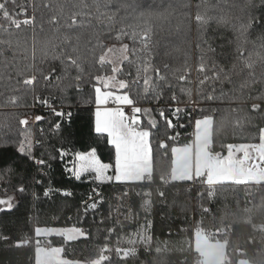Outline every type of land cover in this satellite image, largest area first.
Wrapping results in <instances>:
<instances>
[{"label": "snow or ice", "instance_id": "6c2138e0", "mask_svg": "<svg viewBox=\"0 0 264 264\" xmlns=\"http://www.w3.org/2000/svg\"><path fill=\"white\" fill-rule=\"evenodd\" d=\"M222 5L227 6L228 11ZM262 6L264 0H217L215 4L211 0H167L166 4L161 0L160 5L155 7H144L142 0H91L90 4L85 0H32L30 6L18 4V0H0V20L6 22V26L0 25V28L7 33V39H0V46H4L0 47V86L7 81V86L13 92L20 93L11 97L12 105L29 108L38 103L48 108L56 117L66 116L69 121L71 111L64 112L62 108L57 110L50 98L51 94L41 96L36 91L38 77L46 82L42 86H47V82L52 79L67 81L61 87V92L75 89L80 100L94 104L93 131L98 137L106 138L112 162H103L95 147L87 152L78 151L74 154L63 147L59 148L57 151L61 160L74 155V159L65 165V171L71 173L77 181L89 175L98 185L151 184L157 152L165 158L170 154V171L167 179L161 176L162 182H191L203 189L197 194L201 219L187 245L197 254L195 264H212L215 257L226 256L227 239L221 240L220 237H227L230 229L229 225H224L223 216L220 217V227L208 229L204 226V218L215 215L210 207L213 200L224 193L226 186H236L239 189L232 192L237 204L241 194L251 195L254 187L264 189V123H259L264 122ZM217 12L221 14L216 15ZM172 18L176 20L172 31L178 34L187 35L195 28L198 54L195 91L188 86L192 84L190 56L186 55L179 67H173L167 62H155L158 42L153 37L156 29L160 26L159 22ZM93 20L96 25H93ZM213 21L230 26L234 35L229 40L233 49L220 53L221 60L215 58L216 38L209 35V26ZM257 28L260 31L256 40H253L252 36ZM77 30H90V38L83 45L82 32ZM23 32H30V37L22 36ZM42 33H48L43 40L40 39ZM72 40L76 41L74 46L57 53L61 45L69 44ZM109 40L115 42L109 45ZM38 45L40 63L51 58L59 60V66L50 65L47 73L39 68ZM21 50L25 53L31 51L32 63L27 66V71L16 56ZM5 51L13 53L11 59L4 55ZM23 59L28 60L29 56L25 55ZM13 74L15 82L11 83ZM225 84H231L233 90L225 92L220 87L217 92V87ZM85 85H91L90 92L84 93ZM257 85L261 86L260 89L256 88ZM29 94L33 96V104L19 103ZM217 99L229 104V108L223 111L231 112H239V105L255 101L251 104V113L256 115H246L242 118L243 122L236 121V126L242 130L245 123L256 130L255 134L249 132L252 142L221 144V148H226V155L214 150L213 146L214 133L218 130L217 113L221 109L212 108L206 113L203 106L205 102H215ZM181 103L184 104L183 108L180 107ZM144 104L155 107H144ZM190 104L200 107L198 113L194 112L189 117V121L194 123V140L190 144H169V141H176L179 136L178 132L173 135L171 130L184 127L180 121L182 114L188 113ZM232 105L237 106L231 107ZM142 117L147 118L146 125ZM46 119L42 115L34 116L36 122ZM159 121H163L164 138L154 140L153 130H160ZM224 122L225 118L221 116L220 129ZM18 123L21 128L16 144L20 156L38 166L47 165V161L34 155V148L42 140L37 139L31 130L29 116L24 115ZM50 128L59 130L60 123L50 124ZM40 135H44L42 129ZM13 175L15 169L6 166L0 170V181L6 177L11 179ZM35 182L41 183L38 179ZM26 190L23 183L15 189L19 193ZM50 191L51 189H46L44 196L47 197ZM93 193L85 203V215L89 210L96 211L104 203L102 192L94 188ZM63 194L70 196L71 192L65 191ZM136 194L142 198L145 223L132 232L125 233L123 237L117 235L115 247L111 244V238L116 235L117 225L105 226V242L98 245L96 257L81 261L70 258L67 250L74 242L89 240L92 235L90 229L85 230L79 226H35L34 264H130L138 259L140 248L151 252L154 238L151 235L152 224L147 216L152 207V192L147 190ZM157 194L161 198L165 196L162 191ZM129 195L125 191L121 199ZM15 199L14 195L5 193V198H0V212H11L16 206ZM260 207H264V198ZM243 211L247 213L250 209L244 208ZM134 215L132 206L129 205L125 218H134ZM117 224L122 228V221L117 220ZM259 230L264 231V225ZM51 236L60 237L61 246H52L50 240L42 242L41 237ZM0 239L7 242L10 237L0 234ZM30 242L17 241L13 246L19 248ZM154 250L156 253L162 251L159 246ZM238 255L243 257L246 253L238 250ZM223 264H231L230 257ZM237 264H251V261L242 258Z\"/></svg>", "mask_w": 264, "mask_h": 264}, {"label": "trees", "instance_id": "16d2710c", "mask_svg": "<svg viewBox=\"0 0 264 264\" xmlns=\"http://www.w3.org/2000/svg\"><path fill=\"white\" fill-rule=\"evenodd\" d=\"M91 3V0H85ZM217 0H211L215 4ZM32 0H18V4L31 5ZM161 0H142L144 7L158 6ZM167 3V0H164ZM226 11L227 6L222 5ZM264 7V6H262ZM89 9H85L88 11ZM30 11V8H29ZM94 11V9H92ZM221 13L217 12L216 15ZM259 14V10H257ZM23 18V17H21ZM79 19V18H78ZM160 26L156 29L154 41L158 42L155 49V62H167L173 67L181 66L185 56L191 57L192 64V84L188 85L193 88L196 84V68H197V50H196V32L193 28L192 32L185 35L172 31L175 28L176 20L174 18L169 21L159 22ZM0 25L6 26V22L0 20ZM93 25H96L93 20ZM47 28V25L45 26ZM13 31H15L13 29ZM62 31H65L62 29ZM82 32L81 45L90 38V30H77ZM259 28L252 36L256 40L259 34ZM48 33H42L40 39L43 40ZM22 36L31 35L30 32L21 33ZM209 35L215 37L214 46L216 47L215 58L221 60L219 55L233 49V45L229 44V40L234 38L230 26L211 22L209 26ZM0 39H7V33L0 28ZM115 41L109 40L107 43L111 45ZM128 42V41H125ZM76 43L72 40L69 44H63L57 49L59 53L62 49H70ZM259 41H257V44ZM223 45V47H221ZM4 47V46H0ZM179 49L178 51L176 49ZM170 53V55H166ZM4 55L9 59L12 58L11 51H5ZM25 55L29 56L28 60H24ZM17 58L21 62V66L25 67L32 63L31 51L27 53L22 50L16 53ZM40 45L37 46V66L42 68L46 73L49 71L50 65L59 66V60L51 58L40 63ZM15 82V75L13 80ZM42 79L38 77L36 91L41 96L51 94L52 103L59 109L63 108L65 112L71 111V120L65 116L64 118L56 117L48 108L36 103L34 107L22 108L12 105L10 99L18 96L20 93L13 92L5 81L0 86V170L6 166L15 169V175L9 179L0 181V198L7 195L15 196L16 206L11 212H0V234L7 235L10 240L5 242L0 239V264H34L35 261V236L34 227H72L79 226L85 230H91V237L87 241L74 242L67 250L69 257L81 261L90 260L96 257L98 245L105 242L107 235L105 226L116 225L112 212L116 202V194L126 186L131 189V202L134 208V218L121 226H116V235L111 238V244L115 247L117 235L123 237L125 233L132 232L145 223L146 217L141 208L142 198L136 193L140 191L151 190L152 207L147 220L151 221V235L154 238L153 250L146 252L143 248L139 249L138 259L131 261L130 264H195L196 253L188 248L187 241L192 238L195 226L201 219L200 200L198 192L203 191L200 186L191 187V182H175L165 184L161 180V176L168 178L170 171V154L168 158L163 157L157 152L156 169L154 179L151 184L144 185H117L115 183H105L103 185L96 184L91 176L85 175L81 180L77 181L71 173L65 171V165L68 161L74 159V155L66 156L60 159L58 149L63 147L70 153L87 152L93 147L97 149L98 156L103 162H112L110 155V147L106 145L105 137H98L93 131L94 122V104L85 103L77 96L75 89H68L67 92H61V87L67 81H57L52 79L45 85ZM175 83V81H174ZM211 87V85H209ZM223 87L225 92H231L233 86L225 84L217 87L219 92ZM260 85L256 88L260 89ZM91 91V85L84 86V93ZM239 95V93H237ZM195 98V97H194ZM255 101H248L247 104L239 105L241 111L231 112L223 111L229 108L226 101L217 99L215 102H205V112H210L212 108L221 109L217 113V131L214 133L213 146L214 150L221 151L226 155V148H221V144L227 143H243L252 142L249 132L256 133L250 125L244 124V130L236 126V121L241 120L251 113V104ZM19 103L33 104V96L31 94L24 96ZM144 107H155V105L144 104ZM232 105L231 107H236ZM165 107V105H161ZM180 107H184L181 103ZM200 107L196 105L188 106V113L182 114L180 123L184 127H177L171 130V133H179L176 141H169V144H189L192 140V132L194 123L189 121V117L194 112H199ZM24 115H28L30 119L31 130L37 139L42 143L37 144L34 148L36 158L44 159L47 165L38 166L33 161L27 160L20 156L17 151L16 141L19 139V130L21 126L18 121ZM35 115H42L46 120L36 122ZM155 115V113H154ZM225 118L224 126L219 128V118ZM143 123L146 125L147 118L142 117ZM243 122V121H242ZM259 122V121H258ZM60 123V129L50 128V124ZM264 123V122H259ZM160 130H153L155 138H164L163 121H159ZM44 135L41 137L40 130ZM258 142V141H257ZM52 157H55L54 159ZM50 165V166H49ZM70 167L71 165L68 164ZM35 178V179H34ZM36 179L41 183L37 184ZM23 183L26 187L24 193L15 191L16 187ZM97 188L103 194L104 203L99 205L96 211L89 210L85 215V203L88 202L89 195L93 193V189ZM51 189L47 197L44 191ZM191 189V191H189ZM239 191L236 186H226L224 193L218 199L213 200L210 207L215 215H208L204 218V226L208 229H214L221 226L220 217H224V225H229V233L227 237L221 236L220 239H227L226 253L231 259V264H237V261L246 258L255 264H264V231L259 230L264 225V207H260L262 198H264V189L253 188L251 195L239 196V204L232 195L233 190ZM65 191L71 192L70 196H65ZM164 192L165 196L161 198L157 193ZM207 204V201H204ZM244 208L250 209L245 213ZM103 221V223H101ZM42 242L50 240L52 246H61L62 240L58 236L41 237ZM17 241H31L26 246L14 247ZM126 247V245H121ZM159 246L162 251L155 252V247ZM238 250H243L246 256H239Z\"/></svg>", "mask_w": 264, "mask_h": 264}, {"label": "built area", "instance_id": "2783aa9c", "mask_svg": "<svg viewBox=\"0 0 264 264\" xmlns=\"http://www.w3.org/2000/svg\"><path fill=\"white\" fill-rule=\"evenodd\" d=\"M61 108L57 109L60 110ZM63 109V108H62ZM127 110V109H126ZM64 111V109H63ZM130 111V110H127ZM65 112V111H64ZM195 186H199L198 184H194L191 183V187H195ZM128 191L130 193L129 196L124 197L123 199H121L123 192ZM116 202L113 208V212H112V218L115 222L116 225L117 224V220L122 221L123 224L130 222L132 220V216H129L127 219L125 218L127 215V210H128V206L131 205L132 206V210L134 213V208L131 202V189L129 186L124 187L123 189H121L117 194H116ZM120 226V225H118Z\"/></svg>", "mask_w": 264, "mask_h": 264}, {"label": "crops", "instance_id": "0c3cea01", "mask_svg": "<svg viewBox=\"0 0 264 264\" xmlns=\"http://www.w3.org/2000/svg\"><path fill=\"white\" fill-rule=\"evenodd\" d=\"M194 140V130L192 132V140L190 143H192V141ZM189 143V144H190ZM226 251V250H225ZM197 255V254H196ZM228 258L227 256V253H226V256H218V257H215L212 261V264H223V261H225L226 259Z\"/></svg>", "mask_w": 264, "mask_h": 264}, {"label": "rangeland", "instance_id": "374dc122", "mask_svg": "<svg viewBox=\"0 0 264 264\" xmlns=\"http://www.w3.org/2000/svg\"><path fill=\"white\" fill-rule=\"evenodd\" d=\"M89 176V175H88ZM243 259H246V258H243ZM248 260V259H247ZM251 264H255V263H253V262H251Z\"/></svg>", "mask_w": 264, "mask_h": 264}]
</instances>
